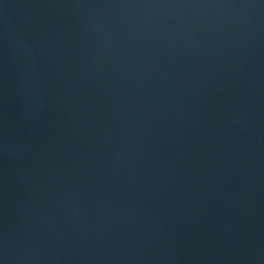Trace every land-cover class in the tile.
<instances>
[{"label": "water", "instance_id": "95a60500", "mask_svg": "<svg viewBox=\"0 0 264 264\" xmlns=\"http://www.w3.org/2000/svg\"><path fill=\"white\" fill-rule=\"evenodd\" d=\"M0 264H264V0H0Z\"/></svg>", "mask_w": 264, "mask_h": 264}]
</instances>
